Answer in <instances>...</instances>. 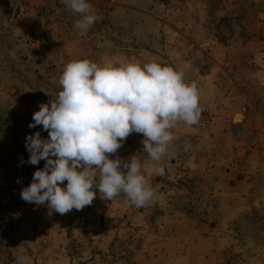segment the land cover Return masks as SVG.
Masks as SVG:
<instances>
[{
  "label": "rangeland",
  "instance_id": "1",
  "mask_svg": "<svg viewBox=\"0 0 264 264\" xmlns=\"http://www.w3.org/2000/svg\"><path fill=\"white\" fill-rule=\"evenodd\" d=\"M2 1L0 3V168L4 170L3 177L6 178L7 175L14 177V182L0 183V264H7L11 258L17 259L22 255V249L15 247L13 250L12 246L8 248L5 241L12 239V236H15V241L19 240L23 236V226H25L24 230L27 229V235H25L29 249L27 256L31 264H38L42 258L45 259L44 264H53L52 259L62 260L67 249L86 257L85 252H88L87 248L90 247L88 241H92L93 238L96 240L97 237L104 241L101 238L103 237L101 228L110 224L124 227L127 231L126 234L123 233L127 264H133L134 257H138V208L131 205L123 194L109 201L104 198L103 193L100 194L98 189H94L96 195L91 205L85 206L79 211L73 209L64 215L49 209L46 204L35 205L21 199L22 189L30 185L34 172L43 169L46 163L45 160H41L37 165L27 162L30 153L25 147L26 137L39 131L42 139L49 138L48 131L43 130L42 125L30 128L29 124L33 122V113L39 110L40 103L50 106V102L62 90L59 79L67 63L73 62L64 57L69 56L71 51H78V47H75L76 43L67 42L70 35L66 33H69L72 28L69 13L72 18L79 19L80 16L73 13L65 5L64 0ZM167 1L178 4L184 0ZM194 1H202L207 5L206 17L209 19L210 25H214L212 36L214 39L220 40L219 43L214 40L210 50L213 49L215 52L223 54L222 79H224L222 85L226 87L224 92L233 108L228 112L224 109L225 111L222 110V112L234 114L231 116L232 122H214L216 127H213V123L205 124L211 137L207 135V139L203 136L196 139L192 136L194 141H188L187 144H190L196 151L195 154L189 155L192 168H206L216 165L218 161L227 164L226 161L234 155L236 156L235 152L241 148V158H239L237 166L240 164L253 165V161L258 160L263 162L264 152L261 154V152L253 150L250 147V141L256 130L264 123L262 115L264 111V66L257 63L256 57L252 61L247 57V54L255 55L260 50L264 51L262 24L264 0ZM88 2L90 5H98L101 9L107 10L105 19L111 18L116 21L126 19L127 29L123 40H121V47L127 45L128 52L135 55L138 51L134 50H138L141 45V41L134 42L136 40L134 35H138L140 32L138 19L141 21L145 19V16L138 12V7L143 9L141 0H88ZM115 3L126 7L120 8L117 7L118 5L112 7L111 5ZM171 17L175 18L177 15L172 13ZM26 21L25 27L27 28L24 30ZM252 31H256L254 33L257 34V37L249 45L246 37L247 33ZM258 36H261V39ZM108 44L116 49L120 48L117 39L111 40ZM131 62L138 63V61ZM112 64H114L113 61L111 66H113ZM256 66L259 68L258 72ZM218 99L221 100V97ZM243 106H247L249 110L239 122L236 119L239 113L242 115L240 109ZM212 111L210 109V112L206 113L216 114L215 111ZM201 125L203 127L204 122H201ZM236 127L242 130L239 137L235 134ZM176 144L182 145V139H176ZM108 155L110 159L119 157L124 161H130L135 156V159L138 160V133H131L116 153ZM237 159L233 158L228 170H231L230 168ZM6 165H10L9 171L3 168ZM122 170L126 171L123 168ZM208 176L205 180L201 178V182H206V185L197 184V186L201 185L205 191L217 190L218 187L210 185L212 180ZM147 180L154 195L157 193L164 195L165 199L167 195H174L178 189H182L177 184L169 185V182L168 185H162L165 182L162 177L157 181L153 178V181ZM155 182L158 185H155ZM227 182L229 188L232 186L231 182L234 183L232 180ZM66 184L67 181L61 187H66ZM194 187L189 186V192ZM241 188L244 190H241L243 196L238 199L239 203H237L240 209L249 205V200L244 198L248 195L247 188ZM193 192H191L190 201L196 195ZM210 194L212 193L199 196ZM150 203L151 201L148 202L151 206ZM109 206L116 214L122 211L121 216H113L112 219H108L102 215L101 213H105ZM190 206L191 214L204 215L202 211L194 210L191 203ZM94 210L98 211L97 213L100 215L95 217L96 220L90 218ZM37 219L41 220L40 230L38 223L36 224ZM200 219L211 225L215 224L212 217L204 215ZM243 222L247 223V219ZM256 224L258 227L264 225V218L258 217ZM191 225L194 228L202 227L199 222L198 224L191 223ZM89 227L98 229L95 230V235L90 233ZM256 239L264 240V235L256 237Z\"/></svg>",
  "mask_w": 264,
  "mask_h": 264
},
{
  "label": "crops",
  "instance_id": "2",
  "mask_svg": "<svg viewBox=\"0 0 264 264\" xmlns=\"http://www.w3.org/2000/svg\"><path fill=\"white\" fill-rule=\"evenodd\" d=\"M2 2L0 0V3ZM141 2L143 9L138 7V12L144 15L145 19L143 21L138 19L140 32L134 35L136 37L134 42L141 41V45L138 50H134L138 51L135 55L128 52L127 45L121 47V40L127 29L126 19L122 21L105 19L107 10L91 4L92 11L102 19L95 22L87 33L80 35V30L74 26L78 19L72 18L69 13L72 28L69 33H66L70 35L67 42L76 43L75 47H78V51H71L69 56L64 57L71 61L89 59L102 68L121 67L131 61H138L137 64L141 66L156 62L182 73L186 83H195L197 86L198 103L201 109L200 119L195 125L189 126L184 122H179L170 129L174 140L168 146L167 155L156 165L164 168V175L149 172L155 162L143 151L144 136L138 133V161L146 179L152 180L153 178L157 181L162 177L165 180L162 185H168L169 182V185L177 184L182 189L174 193L177 196L170 194L166 199L163 198L164 195L157 193L151 200V206L147 203L138 208V257H134L133 264H229L231 262V264H264V240L256 239L264 235V225L258 227L256 224L258 217L264 218V176L254 178L247 171L239 168V165L237 166L242 148L235 152L236 156L226 161L227 164H222L218 161L219 159H215L218 161L216 165L193 169L190 163L189 155L196 152L190 144H187L194 141L192 136L196 139L202 136L207 139L209 129L205 127V124L213 123V127H216L214 122H232L231 116L234 114L222 112V110L225 111L224 109L226 112L230 111L233 106L224 92L226 87L222 85L224 79H222L223 54L213 49L210 50L212 42L216 39L212 36L214 25H210L206 17L207 5L202 1L195 2L194 0H184L178 4L167 0H141ZM111 6L126 7L119 3ZM172 13L177 17L172 18ZM262 24L264 28V20ZM26 25L27 21L23 27L24 30L27 28ZM254 32L247 33L246 40L249 45L257 37ZM258 37L261 39V36ZM116 39L120 46L117 49L108 44ZM218 41L220 40L217 38L216 42L219 43ZM247 57L252 61L256 57L257 63L264 66V51L260 50L255 55L248 53ZM112 61L113 66H111ZM258 70L256 66V71ZM220 97L221 100L218 99ZM210 109L216 114H207L206 112H210ZM201 122H204L203 127ZM241 132V128L236 127L237 137ZM179 138L182 139V145L176 144V139ZM233 158L238 159L233 163L231 170H228ZM252 164H249L252 169L264 171V160L263 162L253 161ZM3 168L6 171L11 169L10 165ZM3 171L0 168V183L14 182V177L9 175L4 178ZM207 175L212 180L210 185L218 187L217 190L205 191L201 185L197 186V184L206 185V182H201V178L205 180ZM226 180H232L234 183L231 182L230 188L235 189H230ZM154 184L158 185L156 182ZM189 186L195 187L189 192ZM241 187L247 188L248 195L244 198L249 200V205L240 209L237 203H239L238 199L243 196L241 194L244 190ZM226 188L228 189L225 190ZM179 192L181 194H178ZM191 192L196 195L209 193L220 195L218 205L211 212L212 220L215 221L214 225L202 221L200 218L204 215L190 213L192 210ZM97 212L94 210L90 218L96 220L95 217L100 216ZM121 212L116 214L109 206L106 212L101 214L112 219L113 216L120 217ZM246 219L247 223L244 224L243 221ZM198 222L202 224V227L194 228L191 225V223L198 224ZM37 223L40 230L41 220L37 219ZM24 227L23 236L19 240L15 241V236H12V239L5 241V244H8V248L12 246L13 250L15 247L22 249L21 256L28 257V240L25 237L27 229L24 230ZM95 230L98 229L94 227L89 229L93 235L96 234ZM101 232L103 234L101 238L104 241L99 240V237L88 241L90 247L87 248V254L85 252L86 257L67 249L62 260L52 259L53 264H127L123 236V233H127L125 228L110 224L102 227ZM18 258H11L7 264H17ZM44 260L42 258L38 264H44Z\"/></svg>",
  "mask_w": 264,
  "mask_h": 264
},
{
  "label": "clouds",
  "instance_id": "3",
  "mask_svg": "<svg viewBox=\"0 0 264 264\" xmlns=\"http://www.w3.org/2000/svg\"><path fill=\"white\" fill-rule=\"evenodd\" d=\"M64 3L79 14L74 26L80 35L102 19L88 0ZM59 84L62 90L50 106L40 103L29 124L42 125L49 138L42 139L39 131L26 137L27 162L46 163L22 189L21 199L64 215L91 205L98 189L109 201L123 194L131 205L145 206L154 192L139 161L135 156L130 161L110 159L108 154L116 153L131 133L143 134V151L155 162L149 172L164 175V168L156 165L174 140L170 129L200 119L196 84L156 62L102 68L89 60L68 63ZM17 264L31 262L21 256Z\"/></svg>",
  "mask_w": 264,
  "mask_h": 264
},
{
  "label": "built area",
  "instance_id": "4",
  "mask_svg": "<svg viewBox=\"0 0 264 264\" xmlns=\"http://www.w3.org/2000/svg\"><path fill=\"white\" fill-rule=\"evenodd\" d=\"M248 110L249 109L247 106H243L241 108L242 115H246L248 113ZM262 113L264 117V112ZM236 134H238L237 131ZM250 147L255 151L264 152V123L260 125L258 130L252 136ZM239 168L247 171L254 178L264 176V171L252 169L251 167H249V164H240ZM190 203L194 210H198V212L202 211L204 215L211 218V212L214 211L215 207L219 203V195H215L213 193L208 196L195 195L191 198Z\"/></svg>",
  "mask_w": 264,
  "mask_h": 264
},
{
  "label": "bare ground",
  "instance_id": "5",
  "mask_svg": "<svg viewBox=\"0 0 264 264\" xmlns=\"http://www.w3.org/2000/svg\"><path fill=\"white\" fill-rule=\"evenodd\" d=\"M242 119H243V115H241V114L239 113V115H237V119H236V120L240 122V121H242Z\"/></svg>",
  "mask_w": 264,
  "mask_h": 264
}]
</instances>
